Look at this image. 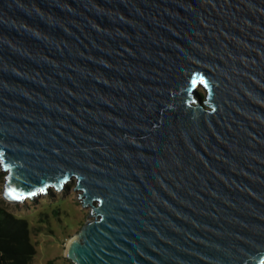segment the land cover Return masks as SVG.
Returning <instances> with one entry per match:
<instances>
[{
    "label": "water",
    "instance_id": "water-1",
    "mask_svg": "<svg viewBox=\"0 0 264 264\" xmlns=\"http://www.w3.org/2000/svg\"><path fill=\"white\" fill-rule=\"evenodd\" d=\"M0 163L73 264H264V0H0Z\"/></svg>",
    "mask_w": 264,
    "mask_h": 264
},
{
    "label": "rangeland",
    "instance_id": "rangeland-1",
    "mask_svg": "<svg viewBox=\"0 0 264 264\" xmlns=\"http://www.w3.org/2000/svg\"><path fill=\"white\" fill-rule=\"evenodd\" d=\"M199 90L204 94V90ZM0 204L8 211L29 221L31 241L36 254L31 264H73L65 251L71 238L91 219L90 208H84L75 190V180L69 181L62 191L54 188L48 194L12 203L3 197L7 171L0 163Z\"/></svg>",
    "mask_w": 264,
    "mask_h": 264
},
{
    "label": "trees",
    "instance_id": "trees-1",
    "mask_svg": "<svg viewBox=\"0 0 264 264\" xmlns=\"http://www.w3.org/2000/svg\"><path fill=\"white\" fill-rule=\"evenodd\" d=\"M35 254L29 221L0 204V264H31Z\"/></svg>",
    "mask_w": 264,
    "mask_h": 264
},
{
    "label": "snow or ice",
    "instance_id": "snow-or-ice-1",
    "mask_svg": "<svg viewBox=\"0 0 264 264\" xmlns=\"http://www.w3.org/2000/svg\"><path fill=\"white\" fill-rule=\"evenodd\" d=\"M41 191H43V189Z\"/></svg>",
    "mask_w": 264,
    "mask_h": 264
}]
</instances>
